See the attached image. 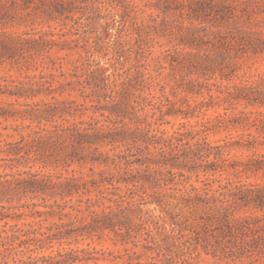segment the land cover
Instances as JSON below:
<instances>
[{
	"label": "rangeland",
	"instance_id": "obj_1",
	"mask_svg": "<svg viewBox=\"0 0 264 264\" xmlns=\"http://www.w3.org/2000/svg\"><path fill=\"white\" fill-rule=\"evenodd\" d=\"M58 1L60 0H0V104H13L14 111L29 117L32 110L44 108V104L64 106V101L76 100L84 105L78 108L79 114L84 115L76 118L57 115L47 126L72 127L75 122H92L99 128L104 126L105 132L117 137L112 144L91 145L92 147L88 144L81 146L71 138L63 148L65 160L61 164L41 167V163H37L33 167L34 171L53 176L54 181H57V176L78 178L81 183L96 180L99 183L97 187L89 184L91 193L81 197L75 195L71 201L70 198L58 199L60 204L68 206L79 205L78 200L90 199L95 205L94 214L88 216L86 212L80 214L78 219L66 217L61 221L47 215L33 216L31 209L0 208V217L4 218L0 221V227L4 228L8 223L6 228L18 224L19 227L29 229L25 224L37 227L38 223H42L44 227H48L54 223L71 221L73 224L70 228L62 227L60 230L64 232L71 229L72 235L61 240V243L57 241L54 250H88L94 252V256L108 260L102 261V264L110 263L115 257L133 264H264V259L259 260L256 256H233L232 248L216 252L205 250L197 244L190 231L178 230L192 221L186 210H180V206H177V198L185 192L195 195L194 189L203 192L204 189L212 192L219 190L220 183L214 179H219L220 175L204 172L203 169L208 168L206 160L185 159L183 152L188 146L171 148L166 139L182 124L197 125L198 130L202 129L199 123H205L219 113L224 114L226 109L217 105L218 99L215 97L219 94L218 90L223 91V87L218 89L213 86L215 80L208 82L211 92L203 84L202 89L197 86L203 92L201 95H173L172 92H176V89L173 90L172 86L175 87L176 80L180 82L181 74L173 72L170 67L160 69L156 58L159 52H163V56L168 58L177 55V40L170 35L169 29L179 24L176 17L167 16L156 9L155 0H128L138 8L137 14L131 12L133 18L128 24V34L135 40L131 48L125 47L126 52L122 54L130 57V63L124 68L117 60H109L113 58L111 43L116 30L114 27L111 31L112 37L106 35L104 17L107 13L98 11L86 0H73L76 7L74 10L66 7L58 11ZM239 2L243 3V8L258 11L257 19L264 26V0ZM100 17L103 19L98 20ZM142 17L145 18V25L141 23ZM7 39L23 43L38 40L40 44L33 51L28 49L15 52L1 46V42ZM28 45L24 44L25 47ZM114 57L117 59L118 55ZM87 58L93 62L94 68L98 62L102 67L108 66L106 74L113 75L112 79L120 74L126 78L127 70L131 69L128 71L131 82L126 81L125 86H119V90L131 84L138 88L142 86L137 83L142 79L136 81L139 76L136 74L141 72L142 75L144 71L146 76L143 79L146 83L143 82L148 91L144 93L135 89L130 95L116 94L114 100L120 102L125 99L126 105L121 106L118 111L113 110L114 100L106 99L104 94L93 95L92 89L86 86L84 81L87 73L82 64ZM253 61L252 69L248 70L246 66L239 71V75L250 70L252 73L256 69L264 70V60ZM145 65L156 78L153 84L146 80L150 75L144 70ZM124 78L121 79L122 82L127 79ZM185 79L188 81L190 78ZM239 80L236 79L235 82L238 83ZM200 81L204 82L203 79ZM19 89L21 95L14 96ZM164 95L168 96L170 102L166 101ZM184 96L186 97L182 98ZM161 99L165 101L160 110ZM202 102L204 105L200 104ZM205 104L211 106L207 107ZM243 110V105H237L235 109L229 107L228 113ZM37 125L38 121L33 123L31 119H0V133L3 134L0 141L3 144L18 141L20 135L17 131L27 134L30 129L26 127L37 129ZM243 133L242 129H233L220 133L210 132L207 137L210 141H220ZM243 152L235 149L232 155ZM245 153L251 154L247 151ZM0 157L5 156L0 153ZM97 159L103 160L102 163L96 162ZM102 180L104 183H100ZM234 182V185L264 184V176L243 174ZM26 201L43 203L41 197L25 199L21 203ZM47 201L54 203V199ZM12 205L18 203L14 202ZM108 206L111 208L107 209ZM36 210L45 212L48 209L39 206ZM71 210L68 207L66 212ZM104 210L106 213L111 212L110 222L105 219ZM20 214L22 215L18 216ZM50 253L51 250H45L34 256Z\"/></svg>",
	"mask_w": 264,
	"mask_h": 264
},
{
	"label": "trees",
	"instance_id": "obj_2",
	"mask_svg": "<svg viewBox=\"0 0 264 264\" xmlns=\"http://www.w3.org/2000/svg\"><path fill=\"white\" fill-rule=\"evenodd\" d=\"M86 1H90L98 11L107 13L104 17L106 35L112 37L111 31L114 27L116 30L111 43L113 58L109 60H117L122 67L126 68L130 63V57L127 58L122 54L126 52L125 47L131 48L135 40L131 34H128V24L133 18L131 12L137 14L138 6H132L128 0ZM154 3L156 9H160L167 16L176 17V22L179 23L169 28L170 35L177 40V55L168 58L163 56V52H159L156 58L160 69L170 67L173 72L181 74L180 82L176 80L175 87L172 86L173 90L176 89V92H172L173 95L175 97L183 96V94L201 95L203 84L206 85L207 91L211 92L212 89L207 85L211 80H215L216 83L213 86L218 89L223 87V91L218 90L219 94L215 97L218 99L217 105L226 109L224 114L219 113L213 119L199 123L202 129L198 130L197 125L182 124L166 139L171 148L188 146L183 152L185 159L198 158L202 161L204 159L208 168H204L203 171L220 175L219 179H214L215 182L220 183L219 190L212 192V190L204 189L203 192L194 189L195 195L185 192L177 198V206H180V210H186L189 220L192 221L178 230L190 231L197 244L205 250L216 252V250L225 251L226 248H232V255L238 258L256 256L259 260H263L264 184L234 185V180L240 179L243 174H263L264 176V70L256 69L254 73L250 70L239 75V71L246 66L248 70L252 69L253 60H264V26L257 19L259 13L255 9L243 8V3L239 0H155ZM74 4L73 0L66 2L60 0L57 9L61 11L68 7L74 10L76 9ZM150 16L153 17L151 14ZM100 19L103 18L100 17L98 20ZM144 21L145 18L142 17L143 25H145ZM24 44L29 45L25 47ZM39 44L38 40L23 43L15 39H7L1 42V46L15 52L28 49L33 51ZM116 54L117 59L114 57ZM82 66L87 73L84 82L92 89L93 95L104 94L106 99L114 100L116 94L130 95L135 92V89L144 93L148 91L145 86L146 81L143 79L146 76L144 71L142 75H140L141 72L136 74L139 75L136 81L142 79L137 82L142 86L138 88L131 84L119 90L120 85L125 86L126 81L131 82L132 78L128 74L131 69L126 72L127 79L122 74L112 79L113 75L106 74L109 71L108 66L102 67L98 62L94 68L90 58L85 59ZM144 70L150 75L149 79H146L149 81L147 82L153 84L156 78L148 71L146 65ZM186 77L190 79L187 81ZM123 78L126 79L124 82L121 80ZM201 79L204 82L200 81ZM236 79H240L238 83L235 82ZM197 86L201 89H197ZM13 95L20 96V89ZM33 95L36 96V94ZM164 96L166 101L170 102L168 96ZM164 101L161 99L158 109L161 110L164 107ZM62 104L64 106L44 104L46 105L44 108L32 110L29 117L22 112L14 111L13 104H0V119H31L33 123L38 121L37 129L31 126L26 127L30 129L27 134L17 131L20 135L18 141L4 144L0 141V153L5 156L0 157V208L2 210L31 209L33 216L47 215L61 221L66 217L78 219L80 214L86 212L88 216L95 213L93 210L95 205L90 199L78 200L79 205L73 206L60 204L58 199L70 198L71 201L75 195L81 197L91 193L89 184L97 187L99 183L96 180H85L81 183L78 178L57 176V181H54L53 176L33 170L37 163H41V167L61 164L65 160L63 148L71 138L81 146L88 144L90 147L115 142L117 137L115 134L105 132L104 126L99 128L92 122L81 121L75 122L72 127L61 125L58 128H49L48 123L53 122L57 115L72 118L84 115L78 112L79 106L84 107V105L76 100H66ZM200 104L204 105L203 102ZM125 105V99H121L120 102L115 101L112 107L113 110L118 111ZM237 105H243L245 110L229 114V107L235 109ZM205 106L211 105L205 104ZM250 108L253 111H246ZM167 115H170V112H167ZM233 129H242L244 133L220 141H210L207 137L210 132L220 133ZM0 136L3 134L0 133ZM235 149L244 152L240 155H232ZM245 151L251 154L246 155ZM95 161L102 163L103 160ZM22 167L28 169H22ZM100 183H104V180ZM230 185L231 188H229ZM38 197L43 200L42 204L27 201L24 204L21 203L25 199ZM49 199H54V203H49L47 201ZM14 202L18 205L13 206ZM39 206L48 210L45 212L36 210ZM68 207L72 209L71 212H66ZM110 208V206L107 207V209ZM110 213L104 210L105 219L108 222H110ZM8 217L10 216H6ZM2 219L4 218L0 217V221ZM72 224L71 221L62 224L54 223L48 227H44L42 223H38L37 227L25 224L30 227L25 229L18 224L6 228L8 226L6 223L4 228L0 227V264H102V261H108L84 249L54 250L57 241L61 243V240L72 235L71 229L63 232L60 228H70ZM45 250H51V253L34 256ZM107 264L133 263L126 262L121 257H115Z\"/></svg>",
	"mask_w": 264,
	"mask_h": 264
}]
</instances>
